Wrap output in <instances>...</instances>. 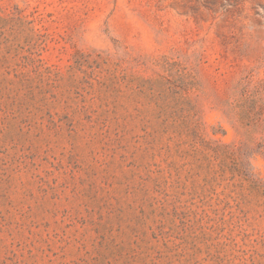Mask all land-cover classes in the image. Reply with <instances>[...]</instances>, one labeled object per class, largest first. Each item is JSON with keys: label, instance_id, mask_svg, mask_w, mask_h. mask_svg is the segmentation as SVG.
Wrapping results in <instances>:
<instances>
[{"label": "rangeland", "instance_id": "1", "mask_svg": "<svg viewBox=\"0 0 264 264\" xmlns=\"http://www.w3.org/2000/svg\"><path fill=\"white\" fill-rule=\"evenodd\" d=\"M264 0H0V264H264Z\"/></svg>", "mask_w": 264, "mask_h": 264}, {"label": "trees", "instance_id": "2", "mask_svg": "<svg viewBox=\"0 0 264 264\" xmlns=\"http://www.w3.org/2000/svg\"><path fill=\"white\" fill-rule=\"evenodd\" d=\"M262 108H264V107L262 106Z\"/></svg>", "mask_w": 264, "mask_h": 264}]
</instances>
